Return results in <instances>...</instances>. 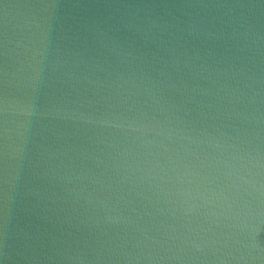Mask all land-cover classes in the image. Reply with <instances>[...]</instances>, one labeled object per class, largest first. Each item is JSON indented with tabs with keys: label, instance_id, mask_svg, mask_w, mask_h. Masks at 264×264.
Here are the masks:
<instances>
[{
	"label": "water",
	"instance_id": "95a60500",
	"mask_svg": "<svg viewBox=\"0 0 264 264\" xmlns=\"http://www.w3.org/2000/svg\"><path fill=\"white\" fill-rule=\"evenodd\" d=\"M0 264H264V0H0Z\"/></svg>",
	"mask_w": 264,
	"mask_h": 264
}]
</instances>
